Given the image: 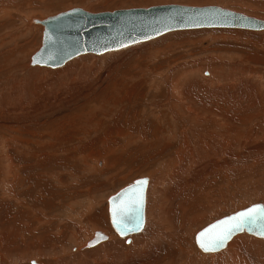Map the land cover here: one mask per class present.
Segmentation results:
<instances>
[{
    "label": "bare ground",
    "instance_id": "bare-ground-1",
    "mask_svg": "<svg viewBox=\"0 0 264 264\" xmlns=\"http://www.w3.org/2000/svg\"><path fill=\"white\" fill-rule=\"evenodd\" d=\"M13 1L0 0V24L3 27V30H0V57L6 54L9 55L17 50L16 36L18 27L7 28L13 16L17 17L18 23L26 30L40 31L41 27H37L36 24H42L38 23V21L72 10L60 12L43 19L45 10L43 11L42 9L39 15L36 14L37 11L33 13V10H28V8V11L22 12ZM224 2L226 1L224 0ZM21 4H25L24 1ZM84 4H82L84 7L88 6L87 3ZM229 10L234 11L232 9ZM35 15L40 18L30 20L31 17H36ZM246 16L253 17L250 15ZM259 20L264 21L262 19ZM228 29L242 30L238 28ZM19 33L21 32L19 31ZM153 51L149 53V56H155L158 53V51ZM212 55L205 56L203 54V58L198 57L197 61H188L183 63L181 67L169 69L165 74L155 76L165 86L164 96L151 102H146L145 106L148 110L163 109L164 112L160 116L165 117L168 115L170 117L172 130L164 132L165 130L162 129L163 139L166 142L165 146L160 141L161 139H158L159 147L162 148L164 146L163 150L164 148L166 150H158L157 158L154 154L148 157V161L154 159L156 164L152 169H149L150 174H147L149 178H147L148 185L145 197L146 218L140 234L138 233V235L136 234L132 237L133 241L130 246L125 247L124 241L119 239H117L118 244L116 245V238L109 233L107 224L102 226L105 229H96L93 227L94 225L91 226L89 215L93 213L94 208L99 204L98 198H96L97 193L96 195L95 193L91 194L89 189L87 191L89 193L84 198H76L77 186L73 185L77 178L72 174H68L73 179L69 182L70 185L65 184L66 186H71V189L67 193L68 201L63 204L64 209L56 211L57 213L55 212L56 214L54 213L50 217H46L42 213V216L40 215L38 218L33 216L32 220L34 221H31L29 225L34 227L32 229L37 231V234L28 242L22 240V246L17 248V255H13L15 256L13 263L12 259L10 262V259H4L3 257L7 256L5 253L9 249L8 245L10 242L15 243V239L11 240V238H8L10 235L7 236L8 240H11L10 242H6L7 238H0V264H7L8 260L10 262L8 264H29L32 259L41 264H133L139 261L140 250L145 255H152L151 264H263L264 254L260 253L263 257L258 259L255 254L251 253L252 248L261 244L258 242L263 241L257 240V238H261L259 235L257 237L242 231H234L224 241L223 245L217 249L213 248L205 251L201 247L194 246L193 237H195V231L208 224L213 218L218 217L223 211L235 209L236 205H238L237 201L245 202V199H261L264 197V75L245 72L246 70H243L244 67L242 68L245 65L239 57H236V60L233 61L234 63H227L223 59V56L227 58V55L218 56L216 53V57ZM17 56L21 55L18 53ZM11 58L9 65L5 66L4 71L6 73L10 71L9 69L14 68L16 64L18 68V58ZM122 59L124 58L120 59L121 62ZM26 60L24 56L25 63L20 74L21 78H16V81L13 80V84L10 87H5L4 85L0 87V109L2 106L7 107V110H4L5 108L0 110V137L2 139L0 140V147L6 149L9 144H12V138L15 141L13 145H17V149L21 148V158H26L27 160L31 159L30 148L34 147V145L47 146L48 144V147H53L63 142L82 140L84 138L83 135L87 131L94 129L92 123L97 120V115L88 112L80 114L81 111L76 107L79 91H83V95H86L94 90L92 85L88 86L90 83L88 77L92 74H100L101 77L98 81L103 82L108 77L111 69L110 80L96 92L99 95L107 93L106 97L112 98V103L109 104L112 109L114 107L118 108L122 101L129 105L133 102L134 92L128 89L131 85L136 84L134 88L137 93L144 90L142 84H145V80L143 77H135L136 72L134 70L139 72L138 68L134 66L130 67V72L129 70L120 73L116 72L115 70L118 67L116 58H113L115 62L112 67H108L102 73L98 71L100 70L97 66L99 61L96 58L89 55L80 56L77 59L72 58V60L70 59L71 62L68 60L69 62L66 63V61L60 70L53 72L55 85L51 84L52 79L49 80L43 75H48L47 70H31L33 66L39 65H31L30 63L31 68H29ZM101 60L103 59L101 58ZM198 62L202 66H204L203 63L208 66L211 62H215L216 65H213L212 68L210 67L212 72L206 68L203 70L202 67L194 71L192 65ZM132 69L134 70L131 71ZM174 70H177V79L173 81L170 77L166 78V75L173 74ZM204 71L208 72L207 77L203 75ZM237 73H240V75L237 76ZM144 74L147 78L154 76L152 73ZM14 76L15 74L10 77ZM196 78L201 79L205 87L211 90L212 101L210 100V103L201 100L199 102L194 101L190 86L192 85V80ZM44 81H48L47 87L38 90L39 87L36 84L41 83L42 86ZM32 83L35 84V88L29 94L26 88ZM244 87L249 89L247 91L253 98L256 97L255 101L243 104L239 100L243 95ZM232 89L233 92H230ZM150 92L154 96L159 93L157 89H151ZM14 93H17V96H14ZM119 94H122V98L119 97ZM142 94L145 96L144 92ZM7 96L13 103H16V100L19 103L24 97H26L27 101L17 107L16 111H13L14 109L10 111L8 107H11L12 104L6 99ZM146 97L149 96L147 95ZM41 99L42 101H40ZM211 102L213 103L211 104ZM111 110L105 107V111H101L100 115H104L105 112L110 114ZM147 111L144 112L147 113ZM2 112L4 117H2ZM128 112L125 111L124 114L128 115ZM137 114H132L133 120L138 119ZM240 115L247 117L243 120H255L251 123L249 120L248 122L251 124L249 126H247L248 124L242 125L241 122L243 120L239 121V123L237 122ZM52 117H56L58 123L56 124L58 130L55 133L54 130H51L49 122ZM155 118L158 119V117ZM42 129L47 132L44 133L46 136L38 140L37 137L43 134ZM15 132L18 134L17 136H14ZM4 133L8 138H4ZM33 137H36V139H33ZM147 137L149 136L138 137L141 143L140 146L147 144L149 141ZM158 137L160 136L158 135ZM150 139L152 138L150 137ZM177 141L180 142V148L177 149L176 147V149L172 150V144L177 146ZM1 148L0 150H4ZM171 150L172 152L170 153ZM5 151H2L4 155L0 164L3 175L1 176L3 178L0 177V184L3 187L5 185L9 187V182L22 180L21 173L24 174L31 171L33 165L22 161L17 165L22 170L14 169ZM165 152L169 154L167 157H165ZM80 159L83 160L82 157ZM99 161L101 163L97 160L92 163L94 165L92 168L95 171L97 163L102 164L100 167H104V159ZM56 175L53 174V176ZM27 178L23 180L27 182ZM54 180L56 181V179ZM59 184L64 183L61 181ZM62 188L59 186L60 190ZM8 189L6 188V190ZM42 196L44 197L41 194L36 195L34 201L37 206ZM105 199L107 201V198ZM51 202L54 203L53 199ZM260 205L263 206V204ZM40 212L43 211L40 210ZM19 220L17 224L24 225V223H19ZM22 221L24 220L20 222ZM108 221L110 222L109 218ZM227 227L228 225H225V228ZM225 228L221 230L223 231ZM215 229L217 228H209L203 233H209ZM40 230L42 233H40ZM101 232H104L106 236L101 235ZM99 234L101 237L100 240H97ZM129 235L131 234L127 236ZM210 238L211 236L205 239ZM83 239L85 240L83 241ZM18 240L19 238L17 242ZM89 242L93 245L91 244L90 246ZM159 252L164 253L162 259H158L160 257L158 256ZM42 257L44 258L43 260L41 259ZM5 260H7V263Z\"/></svg>",
    "mask_w": 264,
    "mask_h": 264
},
{
    "label": "rangeland",
    "instance_id": "rangeland-1",
    "mask_svg": "<svg viewBox=\"0 0 264 264\" xmlns=\"http://www.w3.org/2000/svg\"><path fill=\"white\" fill-rule=\"evenodd\" d=\"M23 1L25 4H21ZM225 1L226 2H224V0H153V1L152 0H95V1L94 0L92 1L91 0L88 1L87 0H19V1L14 0L13 3L16 4L22 12L32 9L33 13H35L34 11H37L36 14L39 15L42 9L43 11L45 10L44 13L45 15L43 16V19H46L50 16H53L55 14L73 8H81L90 13H102V12H113L124 9L149 8L158 5L177 4V5H185V6L217 5L222 8L232 9L234 11L241 12L264 20V0H225ZM84 3H87L88 6L84 7L82 5ZM38 15L35 16L37 17ZM18 24L20 25V23H18L17 17L13 16L10 25L7 27L10 28L16 26L18 27L17 32L19 33L20 31L21 33L19 34L17 33L16 36L18 43L17 50L13 51L9 55L6 54L0 57V80H1L0 87L3 85L5 87L7 86L10 87L13 84V80L16 81L17 80L16 78H21L20 74L22 73L21 72L23 70L22 68H24L23 64L25 63L24 56L27 59L26 61H28V67L31 68L30 66L31 57L37 52V50L41 46L42 30H43L42 25L36 24V26L41 27V29L40 31L39 30L34 31V30H26L25 28H23L21 25L19 26ZM0 30H3L1 24H0ZM26 31L28 32V34ZM18 35L20 36L18 37ZM153 50L158 51V53L155 56H149V53L154 52ZM18 53L21 56H17ZM211 53L212 54L214 53L213 55H215L216 53L218 56L227 55L226 56L227 58L223 56V59L227 63L233 62L236 60V57H239L245 65L242 66V68L244 67L243 70L244 69L246 70L245 72L264 75V30L260 32L237 30V29H233V30L222 29V28L205 29V30L204 29L179 30V31L169 32L167 34L161 35L157 38L151 39L146 42L138 43L120 50L103 53L101 55L88 53L77 56V57L80 56L83 57L85 55H89L93 58H96V60L99 61L97 63L98 69H100L98 70L99 73H102L110 66L112 67V64H114L115 62L113 61V58H116V60L118 61L117 62L118 67L115 70L116 72L120 73V72H126L128 70L130 72V69L135 66L136 68H138L139 72L134 69H132L131 71L134 70V72H136L135 77H140V78L143 77V79L145 80V84H142L144 90L142 92L137 93V91L134 88L136 84L131 85L128 89L134 92V99L132 100L133 102L130 103L129 105L126 102L122 101L118 108L114 107L112 109L109 106V104L112 103V98L106 97L107 93L103 95H99L98 92H96V90L99 91L102 85H104L106 82L110 80L111 69L108 77L103 82L98 81L101 77L100 74L97 73L92 74L91 76L88 77L90 80L88 86L92 85L94 87V90L88 92L86 95H83V91H79L78 92L79 97L77 98L76 101V107L81 111L80 114H83V112L93 113L96 114L98 118L95 122L92 123L94 129H92L91 131H87L83 135L84 138L82 137L83 138L82 140L73 141V142H63L60 144H56L53 147L51 146L48 147L49 146L48 144L47 146L45 145L46 147L43 145L42 146L34 145V147L30 148V156H31L30 160L29 159L27 160L26 158H21V153H20L21 148L17 149V145H13L15 141H13L12 138H11L12 144H9V146H7L9 150L7 148L5 149L4 147L3 148L0 147L1 149H4V150H0V154L2 153V151L4 152L6 150L5 153H7L6 155L10 158L12 164L11 166L14 169H19L20 166L17 167V165L22 161L28 164L30 163V165H33L31 171L24 174L21 173L22 180L19 181L12 180L11 182H9L10 188L6 185L3 187L0 184V203L3 200H5L0 204V218H1L0 238L2 237L7 238V236L10 235L8 236V238H11V240L15 239L16 241L15 243H12L10 242L11 240H8L7 238L6 242H10V244L8 245L9 248L8 251H6L7 254L5 253V255L7 256H4L3 258L10 259V262L12 259V263H13V260L15 259V256L13 255H17L16 254L17 248H20L22 246V240L24 242L25 241L28 242L31 238H33L37 234V231H34L32 229L34 227L29 225L31 221H34L32 220L33 216L35 218H38L40 215L42 216L43 214L46 215V217H50L56 211L58 212L64 209L63 204L68 201L67 193L71 189V186H66L65 184L70 185L69 182L72 181L71 179H73V177L71 178L70 175L68 174H72L74 177L77 178L76 179L77 183L75 181L73 185V186H77L76 198H84V196H86V194L89 193L87 192L89 189L91 194L95 193L96 195L97 193L96 198H98L97 201L99 204L96 208H94L93 213L89 215V222L91 226L94 225L93 227H95L96 229H105L102 226L107 224L109 233L116 238V245L118 244L117 239H119L124 241L125 247L130 246L133 241L132 237L135 236L136 234L138 235V233L140 234V232L126 236L127 238L118 236L109 225L108 214H107L108 205L106 203L107 201H105L106 200L105 198H108L109 194L116 192L117 190L120 189V187L122 188V186L126 185L127 183L129 182L131 183L136 178L139 177L149 178V176H147V174H150L149 169L153 168V166L156 164V161L154 159L148 161V157H150L151 154H154V156H156L157 158L158 150H162V151L166 150L165 148L163 150V147L165 146L166 142L163 139L162 129L165 130L164 132L172 130L171 119L168 115H166L165 117L160 116L164 112L163 109L148 110L147 107L145 106L146 102H151L154 99H158L159 97L164 96L165 86H163L162 83L155 76L161 74L163 75L169 69L172 70V68H177L178 66L181 67L183 63H186L188 61L191 60L195 61L196 59L198 60V57L203 58V54L205 56L207 55L210 56L212 55ZM217 55H215V57ZM11 57L18 58V68L16 64L14 68L9 69L10 71L6 73L4 71L5 66L9 65L12 59ZM77 57L73 59H77ZM101 58L103 60H101ZM121 58H124L122 59V62L120 61ZM71 60L69 61L71 62ZM69 61H67L66 63H68ZM203 65L204 66H202L201 63L198 62L192 66L194 67V71L199 70V68L202 67L203 70H205L206 68V69H210V72H212L211 68L213 67V65H216V63L211 62L208 66H206L203 63ZM62 67L63 66L57 68H49V67L33 66L31 70H35V69L47 70L49 76L45 74L43 75L47 77V79L49 80L52 79L51 84L55 85L56 83L54 82L53 72L60 70ZM6 69L8 70V68ZM15 71H17L18 73ZM143 72L146 74L152 73L154 76L151 78H147ZM14 74H15L14 77H10L11 75ZM203 75L207 77L208 72L204 71ZM239 75L240 73H237V76ZM38 76L40 77V75ZM168 77H170L173 81H175L177 79V70H174L173 74H168V76L166 75V78ZM47 84L48 81L47 82L44 81L42 83V86L41 83L40 84L37 83L36 85L39 87L38 90H41L43 87H47ZM191 84L192 85L190 86V89L194 101L199 102L201 100L209 103L210 100L212 101L210 95L211 90L205 87L204 82H202L201 79H197V78L193 79ZM34 88H35V84L32 83L26 89L30 94ZM151 89H157L159 91L158 95L154 96L150 92ZM247 90L249 89L245 88L243 90V95L239 98V100H241L243 104H248L250 102H253V100L254 101L256 100L255 99L256 97L253 98L248 93ZM244 91L246 93L245 95H244ZM143 92L145 96H143L142 94ZM230 92H233V89L230 90ZM13 95L17 96V93H14ZM147 95L149 97H146ZM119 97L122 98V94H119ZM25 98L26 97H24L23 100L21 99L19 103H17V100L15 101L16 103H13L11 99L7 96L6 99L9 100L12 104V106L8 107V109L10 111L13 109H14L13 111H16L17 107L23 105L24 102L27 101ZM40 101H42V99ZM212 103L213 102H211V104ZM105 107L110 108V110L112 109L110 114H106L105 112L104 115H100L101 111L103 110L105 111ZM3 109L7 110V107L2 106L0 110ZM125 111H129L128 115L124 114ZM144 111H147V113ZM133 113H138L137 120L132 119ZM3 114L4 113L2 112V117H4ZM155 117H158V119H156ZM238 118L239 119L237 120V122L239 123V121L247 117L245 115H240ZM249 120H243L241 124L242 125L248 124L247 126H249L251 125L250 123L253 122L255 119H249ZM49 122L51 125V130H54V133L57 132L58 129L56 124L58 123L56 117H52L49 120ZM42 133L43 134L37 137L38 140L40 138H44L46 136V134L44 133L47 132L42 129ZM17 135L18 134L15 132L14 136ZM143 135L149 136L147 137L149 141L147 142L146 145L143 144V146L142 145L140 146L141 143L138 140V137ZM158 135L160 137H158ZM3 136L4 138L7 137L5 133L3 134ZM150 137L152 139H150ZM159 138L161 139L160 141H162L164 144L162 148L159 147L158 144ZM33 139H36V137H33ZM0 140H2L1 137ZM171 147L172 150H174V148L176 149V147L177 149L180 148V142L177 141V146L175 144H172ZM145 150H149V151H145ZM172 150L170 151V153L172 152ZM66 153L69 155H67ZM3 155L4 153L0 155V164ZM167 155L169 154L168 153L166 154L165 152V157H167ZM81 157L83 158V160L80 159ZM44 159L46 162L45 161L43 162ZM100 159H104V163H105L104 167H100V165L102 164L97 163L98 166L95 165L96 166V171H95L92 168L94 167L92 163L96 160L101 163V161H99ZM21 170L22 169H19V171ZM53 174L54 175L57 174V175L53 176ZM1 176L3 175H2V170L0 169V177ZM26 177H28L27 178L28 184L26 181L23 180ZM53 178L56 179V181ZM61 181L64 184L60 185L59 183ZM58 185L60 186V188L62 187L63 188L60 190ZM6 188L9 189L6 190ZM1 190L3 191L4 194L2 193ZM1 193L3 196L1 195ZM37 194L44 195V197L42 196V199H40L38 203L39 207L34 201V199H36ZM233 197H235V195H233ZM52 199L54 203L51 202ZM246 200L247 199H245V202L237 201L238 205H236L235 209H232L231 211L230 210L223 211L216 218L212 217L213 219L210 222H208V224L212 223L217 219H222L224 218V216L233 214L238 210L246 209L253 204H257V203L264 204V197H262L261 199L260 198L248 199L249 201ZM50 203L53 205H51ZM40 210H42L43 212H40ZM19 219L24 221L20 222L21 220ZM18 220L19 223H24V225L17 224ZM26 221L28 222L26 223ZM206 225L195 231L194 235L197 234ZM9 228L11 231L9 230ZM2 231L3 233H1ZM40 233H42L41 230ZM14 235L16 236L15 238ZM18 238L19 240L17 242ZM85 239H83V241ZM254 239H256V237H254ZM257 240L264 241V239H258V238ZM262 242H258L261 244L254 246L251 250V253L255 254L258 257V259L263 257L260 255V253L264 254V242L263 244ZM163 254L164 253L159 252L158 256L160 257L158 259H162ZM138 258L139 261L134 262L133 264H151V259H152L151 254L145 255L142 253V250H140V255L138 256ZM41 259L43 260L44 258L42 257ZM5 261L7 263V260ZM10 262L8 260V263ZM32 262L36 264H41L40 262H37L33 259L30 260L29 264H31Z\"/></svg>",
    "mask_w": 264,
    "mask_h": 264
},
{
    "label": "water",
    "instance_id": "water-1",
    "mask_svg": "<svg viewBox=\"0 0 264 264\" xmlns=\"http://www.w3.org/2000/svg\"><path fill=\"white\" fill-rule=\"evenodd\" d=\"M38 23L43 25L42 43L39 50L31 57V65L50 68L62 66L66 61L82 54L98 55L120 50L173 31L201 28L264 30V21L213 5L190 7L167 4L145 9H125L104 13H89L80 8H74L63 14L38 21ZM138 181L146 180L136 179L107 199L109 223L113 230L121 236L137 232L143 226V200L146 183L141 186L137 184ZM141 187L142 193L139 191ZM140 195H142V202L135 205L123 217L117 215V220L120 222L114 223L113 208L116 207L119 213L122 200H135ZM254 207L264 208L261 205H253V207L224 217L208 226L197 235V246L200 247L201 233L209 228H217L207 233L205 238L213 237L215 233L221 232L225 225L233 222H231L232 217ZM262 229H264V219L258 220L255 225H246L243 231L257 236ZM100 237L99 234L97 240H100ZM261 238L264 237L261 236ZM91 244L89 242L90 246Z\"/></svg>",
    "mask_w": 264,
    "mask_h": 264
},
{
    "label": "snow or ice",
    "instance_id": "snow-or-ice-1",
    "mask_svg": "<svg viewBox=\"0 0 264 264\" xmlns=\"http://www.w3.org/2000/svg\"><path fill=\"white\" fill-rule=\"evenodd\" d=\"M146 181H138V185L145 184ZM139 191L142 193V187L139 189ZM142 202V195H140L137 199L132 200L129 199L128 201H121L119 213L117 211V208H113V220L114 223H119L120 221L117 220V215L120 217H123L125 214L129 213L131 209ZM264 219V208L254 207L251 209H248L245 212L237 214L235 217L231 218L232 223L228 225L227 228H225L223 231L215 234L210 239H204L207 236V233H201V239L199 241L200 247L205 250L209 251L213 248H219L223 245L224 241H226L229 236L232 235L234 231H243L245 230L246 225H255L257 224L258 220ZM126 226V225H125ZM137 227H139V223H137ZM259 235L264 237V229H262L259 232Z\"/></svg>",
    "mask_w": 264,
    "mask_h": 264
},
{
    "label": "crops",
    "instance_id": "crops-1",
    "mask_svg": "<svg viewBox=\"0 0 264 264\" xmlns=\"http://www.w3.org/2000/svg\"><path fill=\"white\" fill-rule=\"evenodd\" d=\"M247 15V14H246ZM34 18H37V17H33V18H31L30 20H32V19H34ZM40 18V17H39ZM263 20V19H262Z\"/></svg>",
    "mask_w": 264,
    "mask_h": 264
}]
</instances>
